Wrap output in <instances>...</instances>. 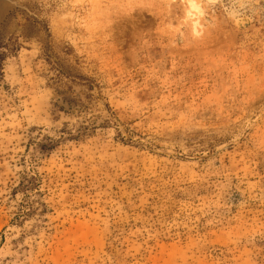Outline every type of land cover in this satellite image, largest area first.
<instances>
[{"label": "rangeland", "instance_id": "1", "mask_svg": "<svg viewBox=\"0 0 264 264\" xmlns=\"http://www.w3.org/2000/svg\"><path fill=\"white\" fill-rule=\"evenodd\" d=\"M9 1L0 264H264V0Z\"/></svg>", "mask_w": 264, "mask_h": 264}, {"label": "water", "instance_id": "2", "mask_svg": "<svg viewBox=\"0 0 264 264\" xmlns=\"http://www.w3.org/2000/svg\"><path fill=\"white\" fill-rule=\"evenodd\" d=\"M9 3H10L9 0H0V23H1L2 19L4 18L5 13L10 6Z\"/></svg>", "mask_w": 264, "mask_h": 264}, {"label": "bare ground", "instance_id": "3", "mask_svg": "<svg viewBox=\"0 0 264 264\" xmlns=\"http://www.w3.org/2000/svg\"><path fill=\"white\" fill-rule=\"evenodd\" d=\"M191 7L196 9V10L199 9V6L196 3H194V2H191Z\"/></svg>", "mask_w": 264, "mask_h": 264}]
</instances>
